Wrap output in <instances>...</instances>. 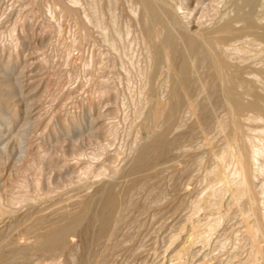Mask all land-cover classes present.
<instances>
[{
	"label": "rangeland",
	"instance_id": "1",
	"mask_svg": "<svg viewBox=\"0 0 264 264\" xmlns=\"http://www.w3.org/2000/svg\"><path fill=\"white\" fill-rule=\"evenodd\" d=\"M91 2L96 11L92 10ZM130 4L129 0H0V252L5 254L0 264H77L84 260L88 264H264L251 256V250L241 240L244 223H241L242 230L239 225L245 219L242 213L237 209L229 210L228 218L225 217L216 228L212 225L218 219L215 217L217 211L210 207L199 211L194 206L196 198H207V194L217 187L213 174L208 175L205 171L208 168L213 171L211 167H215V156L223 143V133L215 124L221 117L224 119L225 112L219 105L214 106L218 99L215 95L209 100L210 108L214 106L205 134L209 138L191 130L195 116L183 108L167 135L170 142L168 156L161 163L155 162L145 179L131 185L128 170L137 149L148 139L144 130L148 124L146 110H149L150 96L146 93L149 85L145 84L153 64L133 30ZM207 18L211 19L204 24L212 21L208 24L212 27L216 17L213 20L211 16ZM205 25L203 27L209 28ZM117 34L120 39L116 38ZM242 40L231 42L240 48L244 46V50L239 51L241 55L232 51L235 55L230 54L234 63L231 65H238L236 63L244 58L246 64L242 61V66L257 69L260 61H264L263 53L255 54V60L254 51L258 48L250 45L252 48L248 51L246 46L249 44ZM195 65L190 74L191 93L199 107L211 94V91H203L204 84L211 90L217 82L211 81V67L210 70L206 68L209 64ZM160 68L154 84L157 96L166 101L170 83H166V68ZM184 111L187 112L185 117ZM253 124L254 127L261 126L259 122ZM161 127L162 124L156 131ZM213 137L218 139L214 144ZM204 148L209 153L205 154ZM184 164L188 166L187 170H183L186 169ZM110 185L115 186L114 189L119 185L115 191L122 194L123 207L114 234L106 236L107 241L104 239L97 244L90 238L92 241L84 250V236L78 231L67 235L64 251L54 250L53 254L28 251L31 255L15 252L17 246L34 242L35 234L60 223L63 214L76 213L80 204L92 196L96 198L91 205L94 212V208L100 206L99 188ZM54 209H58V213ZM175 245L177 249L182 246V251L181 248L175 250ZM261 245L264 246V240ZM249 253L250 262L246 261Z\"/></svg>",
	"mask_w": 264,
	"mask_h": 264
},
{
	"label": "bare ground",
	"instance_id": "2",
	"mask_svg": "<svg viewBox=\"0 0 264 264\" xmlns=\"http://www.w3.org/2000/svg\"><path fill=\"white\" fill-rule=\"evenodd\" d=\"M129 2L131 3L130 4V13L133 16V20H132L133 21V24H132L133 30L137 32L136 34H138L140 41L142 42V44L146 48V50L148 52L147 55H149L150 62H151V64H153V65H151V67H152L151 69L148 67L150 69V71H149L147 77L145 76L147 78V82H148L145 85H147V86L149 85V88H147L148 92H146V93L149 94V96H150V98H148L150 101L149 110L148 111L146 110V112L148 113V116L146 119L148 124H147V129L144 130V131H147V133H148V139H147V136L144 137V139H147V141L144 142L140 146V148L137 149L138 152L136 151V154H135L136 157L134 158V160H132L133 162L130 165V168L128 167L129 168L128 175L130 176L131 185H134L135 183L139 182L143 178L145 179V177L147 176L146 174H147L148 170L150 169V167L153 164H155V162H158V161H160V163L163 162L162 160L168 156L169 150H170V142L168 140L169 138L167 137V135H168L169 131L172 129V127L174 126V124L177 123V120L179 119V118L177 119V116L179 113L180 114L182 113L180 111L183 108H186L188 110V112H191L193 114V117L195 116L194 117L195 122L193 121L194 123H192V124H194V125H193L191 130H193V131L196 130L200 134H202V136H206V138H209L207 136L208 134L207 135H205V134L207 132V128L209 129V124L211 122V118L213 117L212 110H213L214 106L217 107L219 105L220 108L223 109V112H225L223 114V115H225V117H224V119H221L222 117L219 116L221 118H220V120L217 121V124H215V125H218V127L220 128V129L219 128L218 129H219V131H221L220 133H223V137H222L223 143H222L221 150H219V153L217 154V156H215V157H217V161H214V156H213V161L216 162L215 167H211V168H213V171H212L213 173L211 172L210 168L205 170V171H208L207 172L208 175L213 174L211 176L214 178V179L213 178L212 179L214 180L217 187L215 186L216 189L212 188V189H214V191H212V192L210 191L207 194L209 196L208 197H207V195L205 196L207 198L204 199L203 196H202L203 200H201V197H200V199L196 198L197 200L196 201L194 200V202H195L194 206H195V209H197L199 211L202 210V208L204 209V207L205 208L210 207V210L211 209L213 210V208H214V210L217 211L218 215H216L215 217L218 219H217V221H215L216 219L214 220L215 223L212 225V227H216V225L219 226L220 222L223 221V219L228 216V213H229L228 211L231 209L232 210L237 209V211L242 213L243 216L245 217V219H244V221L240 220V221H242V222H240V225H239L240 229H241V223H244L243 230L241 229L242 230L241 231L242 232L241 233L242 239L241 238L240 239L244 240L246 247L248 246L249 249L251 250V256H253L258 261L260 260V261H262V263H264V246L261 245V242L264 240V138H263V135H264V61L262 59L260 61V63L258 62L259 64L257 66H259V65L261 66V64H262V66L261 67L259 66L257 69H255L253 67L252 68L251 67L250 68L245 67L246 65L242 66V64L240 62L243 61L244 63L243 62L242 63L246 64L244 58H243V60H240V61L237 60L239 62H237L236 64H238V65H235V66L231 65L234 63H232L233 60L232 61L230 60L231 59L230 54H233L232 51H234V52L236 51L237 55L238 54L241 55L240 54L241 52H239V51H241V48H243L244 46L240 48V47H237L238 45L236 46V45L231 43L232 41H234V42L240 41V39H243L242 41H245L246 43L249 44L246 46L248 51L254 46V47L258 48V51L256 50L257 53H255L256 51H254V55L255 54L258 55L262 52L263 57H264V0H129ZM115 3L116 2H114V5H115ZM91 5L93 6L92 10L96 11V9H94V4H92V2H91ZM99 5L100 4H98V6ZM81 8H82V6H81ZM89 9H90V7H89ZM109 9H110V7L108 8V10ZM89 11H91V9ZM99 11H103V10H99ZM91 13H92V11H91ZM97 13H98V11H97ZM118 13H119V11H118ZM128 13H129V11H128ZM94 15L97 17V15L95 13H94ZM208 16H211L212 20L216 17L215 23H213L214 25L212 27L210 26L211 28L208 26L209 22L206 23L207 25L204 24V22L207 21ZM115 17L116 16L114 15V20H115ZM204 17H206V18L204 19V22H203L202 19ZM108 19H110V18H108ZM210 19H208V21H210ZM92 21H93V19H92ZM85 22H86V24H88L87 21H85ZM127 22L128 21H126V23ZM211 22L209 25L212 24ZM93 23H94V21H93ZM111 23H113V21ZM203 25L208 26L209 28L203 27ZM111 27H114V25H111ZM104 28H103V30H104ZM100 29H101V27H100ZM95 30H97V29H95ZM124 30H125V28H124ZM134 31H133V33H134ZM101 32L105 33L106 31L105 32L101 31ZM114 32H115V30H114ZM127 36H128V34H127ZM116 38H119L118 34H117ZM103 39H104V37H103ZM119 42H120V40H119ZM239 44H242V43L240 42ZM243 45H245L244 42H243ZM250 45H252V47ZM128 46H131V45L128 44ZM239 46H241V45H239ZM112 48H111V50H112ZM243 50H244V48H243ZM143 51L144 50H142V52ZM230 52H232V53H230ZM246 53L248 54V52H246ZM246 53L244 52L243 54H246ZM233 55H235V54H233ZM256 55H255V57L253 56V58L255 60L257 59ZM239 57L242 58L241 56H239ZM250 57H251V55H250ZM257 57H259V56H257ZM249 58H247V59H249ZM203 62L204 63L206 62V65L207 64L210 65V66L207 65L206 68L208 67V69L210 70L209 67H211V71H212V72H210L211 73V81H213L214 83L217 82V86H216V83H215V87H212L209 84L213 89L207 90V88L205 87V84H204V86L202 88L203 91L204 92L205 91H207V92L211 91L210 92L211 94H209V96L206 95L207 98H206L205 102L202 103L201 106L198 107L194 102L195 99L193 100V98H192L193 96H192L191 90H192L193 85H192V81L190 78V76H191L190 74L192 73V70L195 69V67H196L195 64H201L200 66L203 67ZM246 62H248V61H246ZM250 62H252L254 64L253 60H251ZM253 64H250V65L252 66ZM148 65H150V64H147V66ZM162 66H164L166 68L165 70L163 68V70H164V72H167V75H168L167 82L166 81L165 82L170 83V88H169L168 92L166 91L168 93L166 101H162V99H161L162 97L159 98L158 97L159 95L157 96L158 90L154 84V80L158 76V73L160 74L159 69H161L160 67H162ZM145 70H147V69H145ZM205 71H206V69L204 70V72ZM210 73H208V75ZM165 74L166 73H164V75ZM167 75H165V76H167ZM161 76L162 75H159V77H161ZM199 76H200V74H199ZM194 77H195V75L192 76V78H194ZM140 81H141V79H140ZM161 81H163V80H161ZM165 86H166V84H165ZM162 87L164 88V86H162ZM199 87H201V86H199ZM159 89H161V88H159ZM146 93H145V95L148 97V95ZM200 95H202V93H200ZM211 95H215V97L218 98L217 101H215V99H214L215 105L213 106L212 109L210 108L212 103L209 106V103H210L209 100H210ZM140 96H142V95H140ZM147 97H146V99H147ZM198 99L199 98H197V100ZM145 103H144V105H145ZM137 105H139V104H137ZM146 109H148V108H146ZM138 113H140V112H138ZM186 113L187 112H185L184 117H185ZM140 115H141V113H140ZM145 117H146V115H145ZM184 117H182V118H184ZM185 119H182V120H185ZM186 120H188V119H186ZM181 122H179V123L181 124ZM258 122L260 123L259 125H261V126L255 125V127H254L253 123L257 124ZM215 123H216V121H215ZM250 123H252L253 125ZM160 124H162L161 129H159L160 131L159 130L156 131V128ZM176 127H178V125ZM210 128H212V127H210ZM215 133H217V132H215ZM211 135H209V136L211 137ZM181 136H183V135H181ZM181 136H180V138H181ZM215 136H217V135H215ZM219 136H221V135H219ZM214 137H213V140H214L213 143H212L213 140L210 139L212 144H214L215 141L218 140V139L215 140ZM195 138L196 137H194V139ZM177 141L179 142V139H177ZM203 142L204 141H202V144H203ZM217 142H219V141H217ZM211 143H210V146H212ZM174 145H177V144L174 143ZM217 146H218V144H217ZM196 147H199V149H200L199 145H197ZM206 147L209 148L208 145ZM213 148H216V147H213ZM186 149L188 150V147ZM201 149H202V147H201ZM193 150H195V148H193ZM205 150H207V149H205ZM205 150H204V152H205ZM206 153H209V151L207 150L205 152V154ZM199 157H202V156H199ZM202 159H203V157H202ZM195 160H196V158H195ZM192 162H193V160H192ZM181 163L183 164V162H181ZM185 163H187V162H185ZM213 164L214 163H212V165ZM185 165L186 164H184V166ZM187 165H189V164H187ZM169 167H170V165H169ZM174 167H175V165H174ZM187 167H186V169H183V170H187ZM190 167H192V166L190 165ZM115 169L117 170V168H115ZM209 169H210V171H209ZM126 175H127V173H126ZM190 179L191 178H189V180ZM175 180H177V179H175ZM107 183H109V182H107ZM110 184H111V182H110ZM143 184H144V182H143ZM145 184H148V183L145 182ZM114 185L116 186V184H114ZM121 185H123V184H121ZM115 186L110 185L108 187L105 186L104 188H101V189L99 188V191H98L99 193L98 192L97 193H98V199H99L98 202L100 203L99 204L100 206H98L99 207L98 208L95 204V206L97 207V210L95 207L94 212L91 211V205L94 201H96L95 200L96 198L94 199V197L92 196L91 199L84 201L80 204V209L76 213H74L72 215H67L64 212L65 214L62 215V217H61L62 220L60 223L51 225V227L49 229H46V231L44 230L40 234H35L36 235L35 238L33 235V238L35 240H34V242H32L33 238L31 237L32 238V241L30 240L32 242V243H30L31 245L29 244L28 246H25L23 244L25 247H23V245H22V247L19 245L20 247L17 246V248L15 249V252L18 255H19V253L20 254L28 253V251H31V252L34 251L37 253H44V254L52 252V254H53L54 250H58V249L63 250L65 248V246L67 244L66 238H67L68 234L78 232V231L80 233H82L84 236V243H83L84 248H85L84 250L88 249L90 241H92V240H90V238H93V241H95L97 244L102 243V241L106 238V236H109L115 230L120 212H121L122 207H123L122 206V194H120V192L118 193L115 191V189H117V187L119 185L114 189ZM209 187H211V186H209ZM120 189H122V188H120ZM131 190H130V192H131ZM137 190H139V189H137ZM137 190L135 191V193L137 192ZM147 193H145V194H147ZM226 195H227V198L225 197ZM210 196L214 197V201H213V198ZM209 197H210V199L212 198V202L210 201ZM224 199H227L226 200L227 202H225ZM149 201H151V200H149ZM133 203H135V202H133ZM156 203H158V202H156ZM156 203H155V205H156ZM225 203H226V205H225ZM150 205H152V204H150ZM126 207H125V210L128 209ZM130 207H132V206H130ZM57 210H55V211L58 213ZM205 210H207V209H205ZM52 212H54V211H52ZM123 215H124V213H123ZM59 216H60V212H59ZM239 219H240V217H239ZM125 220H127V219L125 218ZM226 221H228V220H226ZM40 222H41V219H40ZM42 222H43V220H42ZM181 223H183V222H181ZM226 223H228V222H226ZM216 228H218V227H216ZM193 229H196V227H193ZM30 235H31V233H30ZM81 238H83V237H81ZM108 238H111V236ZM190 238H193V237L190 236ZM191 240L192 239H190V241ZM105 241H107V240L105 239ZM173 241H174V239H172V242ZM177 241H179V239ZM2 245H3V243H2ZM16 245H18V244H16ZM112 246H113V244L111 245V247ZM103 249H105V248H103ZM179 249H177V246H176L175 250H179ZM245 249L247 250V248H245ZM246 250H245V252H247ZM250 250H249V252H250ZM181 251H182V248H181L180 252ZM235 251H237V250H235ZM184 252H186V250ZM184 252H183V254H185ZM57 253H58V251H57ZM237 253H238V251H237ZM179 254H181V253H179ZM183 254L179 255V256H183ZM12 255H11V257H13ZM29 255H31V254H29ZM4 256H5V254L3 252H0V259L1 260L4 258ZM249 256H250V253H249V255H247L246 261H248ZM101 257H102V254H101ZM253 257H250V258L252 259ZM70 258H71V256H70ZM178 258L179 257L177 256V260H179ZM84 259L85 258L83 257V260ZM100 259L102 260L103 258H100ZM243 259H246V258H243ZM250 261L251 260H249L248 262H250ZM101 262L102 261H99V263H101ZM72 263H74V262H72ZM253 263H255V262H253ZM77 264H88V262H87V260H84L81 262L79 261ZM244 264H246V262ZM249 264H252V263L250 262Z\"/></svg>",
	"mask_w": 264,
	"mask_h": 264
}]
</instances>
